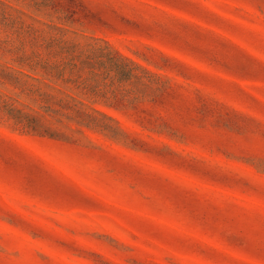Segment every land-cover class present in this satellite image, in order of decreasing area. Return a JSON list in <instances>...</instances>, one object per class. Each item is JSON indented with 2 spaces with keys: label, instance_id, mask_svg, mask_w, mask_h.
<instances>
[{
  "label": "rangeland",
  "instance_id": "obj_1",
  "mask_svg": "<svg viewBox=\"0 0 264 264\" xmlns=\"http://www.w3.org/2000/svg\"><path fill=\"white\" fill-rule=\"evenodd\" d=\"M0 264H264V0H0Z\"/></svg>",
  "mask_w": 264,
  "mask_h": 264
}]
</instances>
